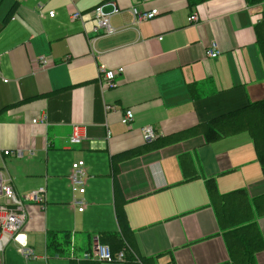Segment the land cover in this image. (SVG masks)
Wrapping results in <instances>:
<instances>
[{
    "label": "crops",
    "instance_id": "obj_1",
    "mask_svg": "<svg viewBox=\"0 0 264 264\" xmlns=\"http://www.w3.org/2000/svg\"><path fill=\"white\" fill-rule=\"evenodd\" d=\"M102 1L0 0V167L25 213L0 264H117L89 256L102 240L127 244L121 264H236L245 259L233 234L242 226L253 233L250 263L264 264L254 113L225 118L264 99V0H114V32L98 35L91 9ZM131 7L157 13L135 23ZM39 56L51 63L40 66ZM100 66L123 68L115 86H101ZM211 123L223 135L207 140ZM74 124L85 137L73 144ZM78 160L81 212L68 180ZM40 187L44 203L26 198ZM222 205L239 210L229 224ZM19 243L35 257L24 258Z\"/></svg>",
    "mask_w": 264,
    "mask_h": 264
},
{
    "label": "built area",
    "instance_id": "obj_2",
    "mask_svg": "<svg viewBox=\"0 0 264 264\" xmlns=\"http://www.w3.org/2000/svg\"><path fill=\"white\" fill-rule=\"evenodd\" d=\"M20 1V0H18ZM37 8L41 7V4L36 5ZM120 11V7L115 3L114 0H104L101 3L95 5L91 9V15L95 20L94 32L98 35H109L114 32V29L110 25V18L112 15L117 14ZM130 12L135 23L151 19L157 13L155 9L153 10H139L136 7H131ZM47 15L53 17L55 15L53 10H49ZM71 19H80L79 11H72L70 13ZM196 19L195 15H190L188 20L193 21ZM93 40L92 37L88 38V41L91 43ZM218 54L217 45L214 42H211L206 48V55L210 58L216 57ZM38 62L40 66H45L51 63V59L45 56H39ZM123 71L122 67L116 68H105L103 66L99 67L98 80L103 88H110L115 86V77ZM107 110H110L111 107L107 106ZM124 117L127 122L131 121L133 118V113L130 109L124 111ZM37 120L34 119L35 123ZM43 119L40 118V122ZM142 136L145 141H150L154 137V133L150 127L143 126L141 128ZM85 137V130L82 125L74 124L72 125V130L69 136L70 143H79ZM4 154H8V150L2 151ZM68 180L70 183V188L72 192L71 205L74 206L77 211L81 212L85 207V201L82 198V195L85 192V180L86 173L83 166V161L78 160L71 164V169L68 174ZM44 187H40L34 191H31L26 195V198L29 200L44 203ZM0 198L3 199V202L0 203V253H2L4 247L11 240H17L18 233L22 227L24 220V210H23V201L16 195L13 186L11 185L10 179L5 177L3 171L0 167ZM17 251L24 258H34L35 255L33 251L19 243ZM91 258H94L98 261H107V262H116L121 264L125 261L124 251L120 250L116 253H112L110 248L106 244L95 243L92 248V251L89 253Z\"/></svg>",
    "mask_w": 264,
    "mask_h": 264
},
{
    "label": "trees",
    "instance_id": "obj_3",
    "mask_svg": "<svg viewBox=\"0 0 264 264\" xmlns=\"http://www.w3.org/2000/svg\"><path fill=\"white\" fill-rule=\"evenodd\" d=\"M259 50L261 52L264 51V41L259 44ZM240 112H243V113H254L251 116H249V120L251 121L252 133L254 134L256 132L255 133L256 137H258L257 141H256L257 150H258V161H259V163L261 165L262 173H263V176H264V99L252 102L247 107H245L243 110H241L239 112H234L231 115H229V117L227 116L225 118H231L232 116H234V115H236V114H238ZM219 119H214L212 121V123H215ZM212 123L208 126V128H207V130L205 132V137H206L207 140H214V139L218 138L219 136L223 135L222 133H220V135H219V133H217L214 130V128L212 127ZM146 142H149V141H146ZM206 187H207V190L209 191V193H211V194L215 193V184H214L212 179H208L206 181ZM239 191H241V190H237L236 192H239ZM223 207L225 209H230L231 210L228 213L229 217L225 218L226 221L229 224L230 221L236 215L235 212H237L239 210L237 209V207H235V208H232L230 206H223ZM224 215H225V213H223V216ZM117 218H118V221H119V225L121 226V229L125 230L126 224H125V220H124L125 217H124L123 212H121V211L117 212ZM233 234L238 235L236 243H235V244H237L236 245L237 249L242 250V252L245 255V259L242 260V261H238L236 264H251L250 263L251 262V258H250L251 255H249V250H248L249 247L247 246V244H248L247 243L248 242L247 239L251 238L252 240H254L253 233L251 234V237H250V230H248L247 227L242 226L241 228L233 231ZM102 241L101 242L99 241V243L103 244ZM126 245L127 244L125 243V246H122V247H124V249H122V248L113 249L109 245H107V246L110 248V251L112 253H116V252H118L120 250H123L125 258H127V257H130V253H129V251H127L128 248L126 247Z\"/></svg>",
    "mask_w": 264,
    "mask_h": 264
}]
</instances>
